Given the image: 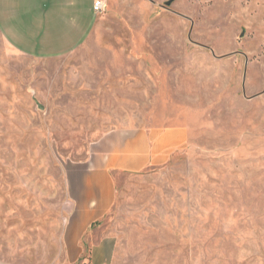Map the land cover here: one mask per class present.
<instances>
[{"label":"rangeland","instance_id":"1","mask_svg":"<svg viewBox=\"0 0 264 264\" xmlns=\"http://www.w3.org/2000/svg\"><path fill=\"white\" fill-rule=\"evenodd\" d=\"M100 1L64 57L0 34V264H72L93 144L174 125L166 164L112 173L109 264H264V0Z\"/></svg>","mask_w":264,"mask_h":264},{"label":"crops","instance_id":"2","mask_svg":"<svg viewBox=\"0 0 264 264\" xmlns=\"http://www.w3.org/2000/svg\"><path fill=\"white\" fill-rule=\"evenodd\" d=\"M94 0H0V34L15 51L37 58H60L88 39L97 14ZM182 125L122 128L97 140L82 162L84 173L73 191L77 212L75 240L67 254L72 264H109L114 234L100 223L115 203L113 172L137 173L161 167L187 142ZM77 192V193H76ZM80 240L85 245H80Z\"/></svg>","mask_w":264,"mask_h":264},{"label":"built area","instance_id":"3","mask_svg":"<svg viewBox=\"0 0 264 264\" xmlns=\"http://www.w3.org/2000/svg\"><path fill=\"white\" fill-rule=\"evenodd\" d=\"M93 11L98 14L102 11L103 9V3L100 1V0H95L94 3H93Z\"/></svg>","mask_w":264,"mask_h":264}]
</instances>
